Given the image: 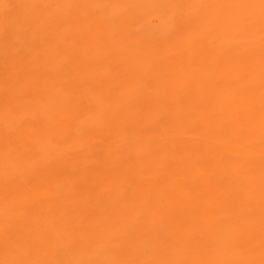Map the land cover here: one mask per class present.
Returning a JSON list of instances; mask_svg holds the SVG:
<instances>
[{"label":"bare ground","instance_id":"obj_1","mask_svg":"<svg viewBox=\"0 0 264 264\" xmlns=\"http://www.w3.org/2000/svg\"><path fill=\"white\" fill-rule=\"evenodd\" d=\"M0 264H264V0H0Z\"/></svg>","mask_w":264,"mask_h":264}]
</instances>
